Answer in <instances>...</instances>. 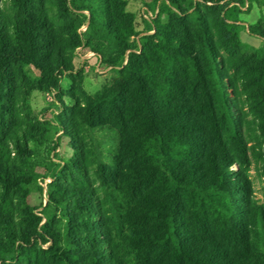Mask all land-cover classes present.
Here are the masks:
<instances>
[{
	"label": "trees",
	"instance_id": "1",
	"mask_svg": "<svg viewBox=\"0 0 264 264\" xmlns=\"http://www.w3.org/2000/svg\"><path fill=\"white\" fill-rule=\"evenodd\" d=\"M253 2L150 0L138 30L127 0H0V264H264L243 169L250 154L264 168V15L240 18ZM78 48L117 72L95 96ZM34 91L60 102L53 118ZM61 135L71 154L55 161Z\"/></svg>",
	"mask_w": 264,
	"mask_h": 264
},
{
	"label": "rangeland",
	"instance_id": "2",
	"mask_svg": "<svg viewBox=\"0 0 264 264\" xmlns=\"http://www.w3.org/2000/svg\"><path fill=\"white\" fill-rule=\"evenodd\" d=\"M149 1L150 0H127V9L134 12L136 15L138 30L143 27L140 18L141 15L144 18L153 16L151 12L145 11V3H148ZM259 2H253L249 12H243L240 14V18L244 23L249 25L253 24L258 18H260V16L264 15V2L262 0H259ZM245 8L246 5L242 7V10L244 11ZM161 19L165 20V16H162ZM84 27L85 26H82L81 29H84ZM239 36L243 42L249 43L253 46H260L262 43L260 38L250 35L245 27L240 31ZM77 51L78 55L73 59L74 67L82 71L84 89L90 95L95 96L101 93L103 89L106 88L114 78H116L117 72L116 70H108L105 67H102L96 56L92 53L79 49H77ZM25 69L30 77H37L38 71L34 67L27 65ZM60 86L64 92L69 88L70 81L68 76L62 77ZM29 102L38 118L46 117L51 119L59 111L60 102L52 95L34 91L29 95ZM62 103L71 104V100L66 95H63ZM252 144L253 143L251 142V145ZM70 154L71 144L69 139L64 135H61L58 146L54 151H51L50 156H53V159L57 161L58 159H66ZM249 159V163L243 166V169L251 183L253 200L258 205L262 206L264 210V168L260 164L261 159L257 155L250 154ZM237 167L239 168V166H232V169L235 171L237 170ZM49 181L50 179H45L44 181H41V184L44 186L45 183Z\"/></svg>",
	"mask_w": 264,
	"mask_h": 264
},
{
	"label": "built area",
	"instance_id": "3",
	"mask_svg": "<svg viewBox=\"0 0 264 264\" xmlns=\"http://www.w3.org/2000/svg\"><path fill=\"white\" fill-rule=\"evenodd\" d=\"M79 49V48H78ZM88 53H92V52H88ZM106 69H108V68H106Z\"/></svg>",
	"mask_w": 264,
	"mask_h": 264
}]
</instances>
